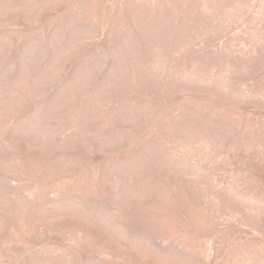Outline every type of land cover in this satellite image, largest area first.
Masks as SVG:
<instances>
[{"label": "rangeland", "instance_id": "1", "mask_svg": "<svg viewBox=\"0 0 264 264\" xmlns=\"http://www.w3.org/2000/svg\"><path fill=\"white\" fill-rule=\"evenodd\" d=\"M0 264H264V0H0Z\"/></svg>", "mask_w": 264, "mask_h": 264}]
</instances>
